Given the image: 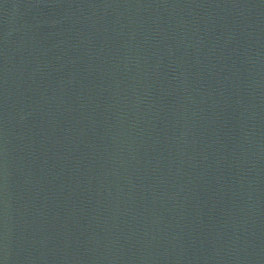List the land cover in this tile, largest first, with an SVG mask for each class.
<instances>
[{
    "label": "water",
    "instance_id": "95a60500",
    "mask_svg": "<svg viewBox=\"0 0 264 264\" xmlns=\"http://www.w3.org/2000/svg\"><path fill=\"white\" fill-rule=\"evenodd\" d=\"M0 264H264V0H0Z\"/></svg>",
    "mask_w": 264,
    "mask_h": 264
}]
</instances>
